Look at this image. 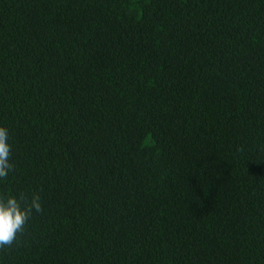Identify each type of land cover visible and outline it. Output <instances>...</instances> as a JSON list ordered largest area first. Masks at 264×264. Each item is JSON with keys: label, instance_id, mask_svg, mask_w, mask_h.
Here are the masks:
<instances>
[{"label": "trees", "instance_id": "obj_1", "mask_svg": "<svg viewBox=\"0 0 264 264\" xmlns=\"http://www.w3.org/2000/svg\"><path fill=\"white\" fill-rule=\"evenodd\" d=\"M0 264H264V0H0Z\"/></svg>", "mask_w": 264, "mask_h": 264}, {"label": "clouds", "instance_id": "obj_2", "mask_svg": "<svg viewBox=\"0 0 264 264\" xmlns=\"http://www.w3.org/2000/svg\"><path fill=\"white\" fill-rule=\"evenodd\" d=\"M8 139V130L0 127V179H6L14 168L9 162L11 146ZM33 211H43L38 194H33L30 198L23 193L19 198L15 195H0V249L11 247L17 237L25 232Z\"/></svg>", "mask_w": 264, "mask_h": 264}]
</instances>
